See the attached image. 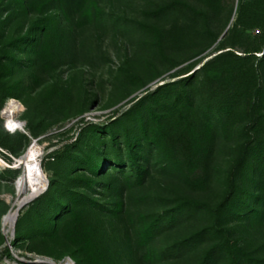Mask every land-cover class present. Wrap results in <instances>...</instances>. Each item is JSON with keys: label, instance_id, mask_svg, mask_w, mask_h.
I'll return each mask as SVG.
<instances>
[{"label": "rangeland", "instance_id": "rangeland-1", "mask_svg": "<svg viewBox=\"0 0 264 264\" xmlns=\"http://www.w3.org/2000/svg\"><path fill=\"white\" fill-rule=\"evenodd\" d=\"M174 1L186 2L188 8L182 13L159 14L160 7ZM87 5L90 16L84 11ZM237 5L238 0H220L217 14L208 20L206 31L203 13L212 11L204 10L202 0H75L69 7L70 21L64 18L59 25L65 57L56 68L42 74L38 86H32L33 69L24 38L37 16H25L18 0H0V59L10 67L9 73L0 76V139L9 133L3 111L12 104L18 103L14 117L25 123L28 133L16 131L27 137L26 141L17 143L20 156L1 146L9 155L0 152V264L73 261L64 249L48 243H42L37 251L30 250L28 240L23 238L25 223L21 222L16 230L17 219L33 204L32 198L48 186L49 178L56 173L61 178L67 174L57 163L56 155L82 133L91 136L94 129L84 130L87 124L110 125L131 105L127 103L144 94L146 88L152 90L170 75L184 72L190 64H193L192 70L197 69L201 63L196 60L213 50L218 40L233 28ZM192 24L191 31L183 32L184 27ZM224 30L222 37L211 41L212 34H222ZM263 34L261 26L243 33L238 28L229 41L242 46ZM13 40L17 46L11 47L8 54L18 64L4 56L5 44ZM55 83L70 90V107L53 105L44 114L46 126L34 134L30 132V125L39 116L36 110L39 95ZM199 104L204 107L201 101ZM261 107L264 110V104ZM243 124L237 122L226 130L216 131L211 179L203 190L189 189L175 176L162 173L154 153L145 147L142 153L136 152L138 157L149 156L150 174L140 183L131 180L132 185L124 195L125 211L114 222L115 230L107 228L110 232L105 242L113 264H195L202 257L205 243L188 240L201 228H211V242L229 237L238 241L252 259L264 260V218L253 222L241 213L229 212L218 219L205 207L206 204L214 207L225 194L228 170L243 141ZM261 143L264 146V134ZM30 150L32 157L27 156ZM255 156L253 163L264 165V148ZM258 173L259 170L255 175ZM22 174L23 190L17 192L15 181ZM179 201L190 203L192 212L182 210ZM7 214H13V219L4 221ZM149 224L153 225L152 236L141 242L140 230ZM18 233L22 235L19 238ZM124 234L129 235V242L125 241ZM222 261H227V257H222ZM242 264L252 263L244 259Z\"/></svg>", "mask_w": 264, "mask_h": 264}, {"label": "trees", "instance_id": "trees-1", "mask_svg": "<svg viewBox=\"0 0 264 264\" xmlns=\"http://www.w3.org/2000/svg\"><path fill=\"white\" fill-rule=\"evenodd\" d=\"M73 1L18 0L25 16H37L24 38L33 69L32 86H38L42 74L56 68L65 57L59 25L64 18L70 21L69 7ZM202 2L204 10L212 11L203 13L208 31V20L215 18L220 0ZM186 8V2L174 1L160 7L158 12L182 13ZM84 11L90 16L88 5ZM235 13L236 19L228 35L218 40L220 32L212 34L211 41L218 40V43L196 60L201 63L197 69L192 70L193 64H190L184 72L170 75L152 90L146 88L144 94L127 103L131 105L110 125L87 124L84 130L94 129L91 136L82 133L56 155L57 163L67 174L61 178L56 173L49 178L47 188L16 221V230L21 222L26 225L23 238L28 240L30 250L37 251L42 243H48L64 249L76 264H113L105 242L110 232L107 228L115 230L114 222L124 213V195L132 185L131 180L140 183L150 174L149 156L138 157L136 152L142 153L145 147L154 153L162 173L175 176L189 189L203 190L211 179L216 131L226 130L237 122L244 123L243 141L228 170L225 194L214 207L207 204L205 207L218 219L229 212L241 213L253 222L264 218V165L253 163L252 158L255 155L257 158L264 148L261 143L264 134L261 107L264 104V34L242 46L229 41L238 28L243 33L250 28L264 27V0H238ZM183 29V32L191 31L193 24ZM5 45L6 59L18 64L19 61L8 54L11 47L17 46L16 41ZM212 53L213 56L203 61ZM9 68L0 59V76L9 73ZM71 101L72 94L63 84L55 83L44 90L37 100L39 116L30 125V132L36 134L35 130L46 126L44 114L53 105L66 109ZM200 101L204 107L200 106ZM7 134L0 139V146L20 156L17 143L26 141V135ZM41 167L46 175L43 165ZM189 204L178 202L187 213L192 212ZM152 233L153 225H145L139 233L140 241L148 240ZM21 236L18 233L17 238ZM124 238L129 242V235ZM191 238L188 242L205 243L202 257L195 264H242L244 259L252 264H264V260L252 259L238 241L229 237L211 242V228H201ZM224 256L227 261H222Z\"/></svg>", "mask_w": 264, "mask_h": 264}, {"label": "bare ground", "instance_id": "bare-ground-1", "mask_svg": "<svg viewBox=\"0 0 264 264\" xmlns=\"http://www.w3.org/2000/svg\"><path fill=\"white\" fill-rule=\"evenodd\" d=\"M17 105H18V103H17ZM17 105H15V104H12V105H9L8 107H6L5 109H4V111H3V114L5 115V117H7V119H6V121H5V127H6V130H11V129H13V127H14V125H17V121H16V119H15V117H14V115H15V113H16V110L18 109V106ZM27 156L28 157H32V150H30L29 152H28V154H27ZM24 175L22 174V175H19L18 177H17V179H16V181H15V185H16V191L17 192H21L22 190H23V186H24ZM47 184H48V180H47ZM46 188H47V186H46ZM45 188V189H46ZM44 189V190H45ZM43 190V191H44ZM42 191V192H43ZM41 192V193H42ZM41 193H39V194H41ZM38 194V195H39ZM37 195V196H38ZM37 196H35V197H37ZM34 197V198H35ZM34 198H32V199H34ZM31 199V200H32ZM30 201V200H29ZM18 212H19V210L17 211V215H18ZM13 215V214H12ZM12 215H10V214H7L5 217H4V221H8V220H11V219H13V216ZM64 264H75L73 261H71V260H69V259H66L65 260V263Z\"/></svg>", "mask_w": 264, "mask_h": 264}, {"label": "built area", "instance_id": "built-area-1", "mask_svg": "<svg viewBox=\"0 0 264 264\" xmlns=\"http://www.w3.org/2000/svg\"><path fill=\"white\" fill-rule=\"evenodd\" d=\"M16 121L18 122L17 125H14L13 129L9 130L8 132L14 133L16 131H22L23 133L28 134L27 131L25 130V123L17 118H16ZM33 142H35V140H33ZM0 152L4 154H8L1 146H0Z\"/></svg>", "mask_w": 264, "mask_h": 264}, {"label": "water", "instance_id": "water-1", "mask_svg": "<svg viewBox=\"0 0 264 264\" xmlns=\"http://www.w3.org/2000/svg\"><path fill=\"white\" fill-rule=\"evenodd\" d=\"M225 32H226V30H224V31L222 32V34H221V36H220V37H222V36L225 34Z\"/></svg>", "mask_w": 264, "mask_h": 264}]
</instances>
